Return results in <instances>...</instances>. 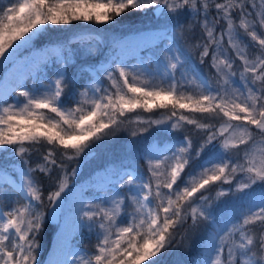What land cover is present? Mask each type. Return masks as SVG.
Returning a JSON list of instances; mask_svg holds the SVG:
<instances>
[{
	"label": "snow or ice",
	"instance_id": "snow-or-ice-1",
	"mask_svg": "<svg viewBox=\"0 0 264 264\" xmlns=\"http://www.w3.org/2000/svg\"><path fill=\"white\" fill-rule=\"evenodd\" d=\"M148 11L164 22L159 36L167 41L154 69L109 65L102 69L108 87L97 80L72 92L58 70L47 83L21 86L15 102L0 99V154L20 158L19 167L0 163V264H40L47 221L69 201L74 210L65 228H86L96 243L92 251L70 253L71 260L66 251L65 258L54 254L48 264H163L162 254L178 245L189 221L194 231L210 226L193 264H264V0H0V61L56 27L104 25ZM197 26L203 33L192 45L198 64L184 46ZM56 52L66 66L63 46ZM206 61L214 79L198 71ZM133 123L143 125L141 132L155 126L168 140L179 132V143L153 141L145 154L148 174L113 173L102 199L75 192L70 181L79 164L69 171L64 161ZM39 148L47 151L33 167L31 154ZM57 169L45 196L34 174ZM229 197L240 207L221 222L216 212ZM59 245L68 248L65 231Z\"/></svg>",
	"mask_w": 264,
	"mask_h": 264
},
{
	"label": "trees",
	"instance_id": "trees-1",
	"mask_svg": "<svg viewBox=\"0 0 264 264\" xmlns=\"http://www.w3.org/2000/svg\"><path fill=\"white\" fill-rule=\"evenodd\" d=\"M183 21V20H182ZM158 19L151 11L146 13H132L118 18L115 22H110L104 25H97L92 22H74L72 25L56 27L54 31L45 32L42 35H37L31 42L22 45L17 49L15 53L8 59L0 61V84L6 76L5 73L14 64L28 60L33 57L37 51L44 49L49 45L63 46L65 49L64 55L67 58L66 66H64V60L59 58L57 54L48 56L39 65L38 70L28 74L10 93L7 99L9 103L15 102L17 99L16 94L21 90V86L32 87L41 83H47L51 80L58 70H63L66 76L70 80L69 88L67 92L82 91L84 87L89 86L90 83L97 80H102V87H108L107 74L102 71L103 68L109 65L112 68L117 66L127 65L129 67L133 65H150L152 69L156 66V60L158 57L163 56V50L165 49L164 42L156 43L150 47L144 49L143 54L140 56H133L124 64H117L115 61L111 64L100 67V62L106 63L109 58L107 50L113 47V41L117 37H121L130 32H138L143 29L163 26V23H158ZM94 33L100 35L102 41H98L95 36H92L89 40H78L71 38L78 33ZM195 36L191 33L186 35L184 46L188 48L192 57L196 60L197 64L198 55L197 49L192 45L195 43ZM20 43V42H17ZM11 51V50H10ZM207 61L203 65H199L202 72L212 78L207 71ZM93 66L96 72L89 71L86 67ZM22 99V98H21ZM74 106V105H73ZM135 116V114H132ZM142 116L151 115L153 119L157 118L156 114L141 113ZM143 125L124 124L117 128L114 134L99 142L98 146H94V150L86 155H82L79 159L71 161H64L69 171L73 167L79 164L78 175L73 177L70 181L71 184H75L76 188L80 191H84L87 198L95 200L97 198H103V192L105 189L97 188L93 185L96 181H103L113 173L121 172L125 167H131L133 169H139L146 175L147 173V160L145 154L149 151V145L156 140H162L165 144H178L180 133H169L170 140L161 136L153 126L148 132H141L139 129ZM191 127V126H189ZM136 131L137 135L132 136V132ZM192 136L193 140L197 139L198 134L191 132L185 133ZM46 148H39L38 151H33L31 154L30 164L35 167L40 158L46 154ZM27 159V157H26ZM20 158L14 157L11 153L0 154V163L16 164L19 167ZM200 160L190 162V167L198 165ZM188 169H186V172ZM59 170H55L54 174L49 176L47 174L35 173L37 180L43 185L45 196L52 190L55 179L59 176ZM216 186L213 187V189ZM23 202V201H21ZM5 205L11 206V198L4 201ZM48 207L47 201H45L44 210ZM64 216V213H63ZM49 227L43 233L41 238V252L38 259L40 264H45V260L51 255L53 249L58 243L59 223L52 224L47 221ZM189 225L179 229L177 241L178 245L168 251L164 256L163 264H193L196 255L199 252V248L202 246V238L207 231L205 223H202L201 228L194 231ZM180 237H183L181 240ZM75 245L82 246L83 250L92 251L96 243L95 236L89 233L86 228L76 231L73 238Z\"/></svg>",
	"mask_w": 264,
	"mask_h": 264
},
{
	"label": "rangeland",
	"instance_id": "rangeland-1",
	"mask_svg": "<svg viewBox=\"0 0 264 264\" xmlns=\"http://www.w3.org/2000/svg\"><path fill=\"white\" fill-rule=\"evenodd\" d=\"M156 17L159 21L158 23H164L160 17H158V16H156ZM185 19L186 18H184V17L181 18V20H183V21ZM162 27L163 26L151 27V28L140 30L138 32H130V33H127L121 37H117L112 43L113 47L109 48L107 50V52L109 53V58H108L107 62L106 63L100 62L99 66L103 67L105 65L111 64L114 61L117 64H124L131 57L142 55L144 49H146L147 47H150L156 43L162 42L161 38L159 36V33H160ZM191 34L196 35L195 36V42H196V40L200 39L203 36V33L200 31L199 26H197L195 28V31L192 32ZM92 36H95V38H97L98 41H100V42L102 41V38L100 37V35L94 34V33H88V32L75 34L71 38H73V40L74 39L89 40L92 38ZM246 39H248V38H246ZM164 45L166 48L167 42H165ZM58 47H59L58 45H49V46L45 47L44 49L37 51V53L33 57L28 58V60L22 61L20 63H16L10 69H8L5 73L6 76L4 77V80L0 84V99H7L8 96L10 95V93L20 83L23 82L24 78L27 77L28 74L38 70L41 62H43L48 56L53 55V54H57L56 49ZM249 51L251 52V49ZM239 67H240V62L237 61L236 65H234V68L238 69ZM86 68L93 73L96 72V69L93 66H87ZM25 69H28V71H27V73L23 74V70H25ZM198 71L202 72L200 67L198 68ZM207 71L209 72L210 76L214 79L215 78V70L212 69L209 66V64L207 65ZM18 75H22L21 79L10 90H7L8 85L11 84L13 79ZM202 158L203 157H201V159ZM199 163H200V161H199ZM133 170H135V169H133L131 167H125L122 169L121 172L133 171ZM109 177H111V176H109ZM105 181H106V179H105ZM97 183L99 185L94 184V186H96L97 188H101L100 185H103V184H105V188L107 187L106 182L98 181ZM214 186L215 185L212 186V191H211L212 197H215L216 191L218 190L216 188L213 189ZM224 187L227 188L228 185H225ZM105 188H103V189H105ZM74 191L77 193L81 192L79 188L74 189ZM256 193L257 194L259 193L258 187L256 188ZM225 199H228L229 203L227 205L220 203L219 204L220 210H217V212H216V216L218 217V219L221 222H227L228 220H231L233 217L232 209H236L238 211L239 207H240V205L237 204V202L235 200H232L230 197L229 198H221V201H223ZM48 207L45 210L46 212L48 211ZM225 207H227L229 209V211H227V212L223 211L222 209H224ZM73 210L74 209L71 205V201H69V203L66 204L64 210L62 211L61 220L59 222L60 228H59V233H58V239H59L58 243L55 246V248L53 249L51 255L45 260V264H48V262L54 258V254H55V258H65L63 252L66 251L67 253H69L66 256V258L68 260H71L73 257L70 253L83 250L82 246L75 245L73 242V238L76 234V231H72L70 223L68 224L67 228H65V219H66V217H68L72 214ZM63 213H64V216H63ZM205 226H206L205 228L208 231L209 227H210L209 224L205 223ZM62 231L66 232L67 238H68V248L66 250H61L60 245H59ZM201 252H202V246L199 248V252L196 255L195 259H197L200 256Z\"/></svg>",
	"mask_w": 264,
	"mask_h": 264
},
{
	"label": "water",
	"instance_id": "water-1",
	"mask_svg": "<svg viewBox=\"0 0 264 264\" xmlns=\"http://www.w3.org/2000/svg\"><path fill=\"white\" fill-rule=\"evenodd\" d=\"M51 209L48 207V211L50 212ZM62 211L60 209H57V216L55 218H49L48 221L52 224H58L61 220Z\"/></svg>",
	"mask_w": 264,
	"mask_h": 264
},
{
	"label": "bare ground",
	"instance_id": "bare-ground-1",
	"mask_svg": "<svg viewBox=\"0 0 264 264\" xmlns=\"http://www.w3.org/2000/svg\"><path fill=\"white\" fill-rule=\"evenodd\" d=\"M141 39V38H140ZM27 71H28V69H25V70H23V74H25V73H27ZM21 77H22V75H18V76H16L14 79H13V81H12V83L11 84H9L8 85V87H7V90H10L20 79H21ZM63 256V255H62Z\"/></svg>",
	"mask_w": 264,
	"mask_h": 264
}]
</instances>
